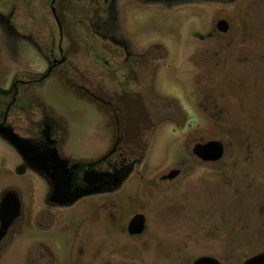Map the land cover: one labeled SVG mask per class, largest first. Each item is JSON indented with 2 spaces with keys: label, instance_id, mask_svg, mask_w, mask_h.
Wrapping results in <instances>:
<instances>
[{
  "label": "flooded vegetation",
  "instance_id": "1",
  "mask_svg": "<svg viewBox=\"0 0 264 264\" xmlns=\"http://www.w3.org/2000/svg\"><path fill=\"white\" fill-rule=\"evenodd\" d=\"M122 1L0 0V37L4 55L0 60L3 69L0 76V128H9L28 140L40 156L54 150L58 158L66 162L65 168L57 172L63 178H70L68 190L71 193L89 188L87 175L90 173L100 175L95 182L96 193L82 195L69 204L60 205L50 201L52 181L21 159V173L28 171L45 182L44 201L47 206L57 208L58 218L60 210H67L80 201L88 202V207L98 214L92 226L85 220L76 227L66 226L70 242L67 254L61 258L60 253L47 243L49 233L46 230L33 232L23 229L29 215L17 190L4 187L0 190V259L16 238L34 234L36 240L30 241L22 264H193L199 258H211L218 264H244L264 254V197L251 186L252 181L264 184V147L246 149L253 155L252 161H231L232 155L238 152L235 148H232L231 156H227L224 143L204 140L201 135L198 139L191 138L192 134H202L203 130L193 131L185 139L187 161H180L160 172L152 183L139 181L136 184L138 188L154 187L153 199L158 201L159 208L165 210V215L171 214V223L157 219L154 223L156 234L150 235L151 226L144 211L138 210L123 219V206L114 195L122 190L132 175L138 174L136 166L143 158L142 143L148 131L146 124L154 119L165 121L167 113H170L179 125L183 112L170 101L152 96L150 77L153 72L148 65L153 66L155 60L163 56V51L159 46L140 52L132 49L120 32L119 4ZM205 1L219 3L220 0ZM240 1L222 0L224 8L228 7L230 18L218 17V8L213 12L211 28L206 34L209 41H217L232 31V9ZM141 2H158L171 7L193 0ZM249 4L242 10L245 18L248 17ZM77 11L81 13L78 15ZM220 22H225V32L219 30ZM257 24L260 26L258 22L245 26L253 29ZM12 44L18 51L28 50L34 54L42 63V69L34 73H11L7 62ZM209 47L205 48V64L200 68L202 73L207 69V74L215 76V70L221 67L214 59L219 51ZM258 52H247L244 66L264 65L261 60L264 53ZM223 57L235 58V55ZM229 62L236 61L230 59L217 64L222 63L224 67ZM203 78L204 73L199 81ZM54 79L61 81L78 99L95 106L105 118L106 148L98 158H76L66 153L64 120L41 94L43 84ZM209 82L214 84L213 88H198L196 111L207 121H212L218 114V106H226V103L224 93L216 90L214 79L210 78ZM217 96L223 99L219 100ZM123 97L128 98V104L121 103ZM248 134L264 136V132L256 136ZM137 141L142 142L141 146H137ZM211 141H217L223 147L218 160L204 161L194 154L196 145ZM250 165H259L262 171L248 169ZM205 173L216 179L212 194L218 202L208 219L201 208H196L200 201L191 183L193 176L202 178ZM239 179L243 182L242 189L236 184ZM173 192L179 194L174 199ZM172 212H180L181 216L172 215ZM61 216L65 218L64 213ZM56 217L47 210H40L33 218L36 222L52 220L54 223ZM137 217L140 218L138 221L135 220ZM139 221L141 224L138 226ZM167 240L177 241L179 246H166ZM129 247L136 248L142 257L121 255L119 251ZM188 247L213 250L206 254L188 255L187 258L185 253L173 257L175 251Z\"/></svg>",
  "mask_w": 264,
  "mask_h": 264
},
{
  "label": "rangeland",
  "instance_id": "2",
  "mask_svg": "<svg viewBox=\"0 0 264 264\" xmlns=\"http://www.w3.org/2000/svg\"><path fill=\"white\" fill-rule=\"evenodd\" d=\"M248 2H250L246 12L248 17L245 18L242 10ZM222 4V0L219 3L193 0L188 4H176L171 7L141 0H123L119 4L120 32L132 49L140 52L151 46L162 48L163 56L156 59L153 66L148 65L153 72L150 77L152 96L170 101L183 112L179 125L175 123L170 113H167L165 121L154 119L146 124L147 136L145 141L141 142L144 146L143 158L136 166L138 174L132 175L122 190L115 192L114 195L123 206V219L138 210L146 213L151 226L150 235L156 234L157 227L154 226L156 220L171 223V214L165 215V210L159 208L158 201L153 199L155 194L153 186L148 189L138 188L136 184L139 181L152 183L160 172L180 161H187L185 139L191 132L203 130L202 134H192V139H198L201 135L204 140H218L224 143L227 147V156H231L232 148H235L238 152L232 155L231 161H252L253 155L246 149L264 147V136L254 137L248 134L256 136L264 132V65L244 66L243 62L247 52L264 53V0L247 2L241 0L232 9L233 20L230 21L232 31L230 30L228 35L220 36L217 41H209L206 34L211 28L213 12L218 8V17L230 18L228 7L224 8ZM80 13L77 11L78 15ZM252 22H258L260 26L254 25L253 29L245 26ZM2 42L1 36V61L4 59ZM13 44L7 62L11 73L15 71L34 73L42 69V63L34 54L28 50L18 51ZM208 45L211 46L209 49L219 51L218 57L214 59L216 65L221 67L215 70V76L207 74V69H203L204 78L199 81L203 76L200 66L205 64L203 54ZM233 54L235 58L223 57ZM230 59L236 62L226 63L227 66L224 67L223 62L217 64ZM261 60L264 62V57ZM2 75L3 69L0 67V76ZM210 78L214 79L216 90L224 93L226 106L220 104L217 108L218 114L212 121H207L196 111V104L198 88L214 87V84L209 82ZM41 94L64 120L67 130L66 153L76 158H98L105 151L107 137L106 120L101 112L91 103L78 99L61 81L55 79L43 84ZM217 97L219 100L223 99L222 96ZM121 103L128 104V98L123 97ZM141 143L137 141L136 144L141 146ZM22 168L20 156L9 144L0 139V190L4 187L17 190L29 215L23 229L33 232L46 230L49 233L46 237L47 243L55 252L58 251L62 258L67 254L70 242L66 226L76 227L84 220L87 225L92 226L98 213L88 207V202L80 201L67 210H60L58 218L57 208L47 206L44 201L45 182L28 171L21 173ZM251 168L262 171L259 165H250L248 169ZM191 180L200 201L196 208H201L208 219L218 203L212 194L215 191L216 179L213 175L205 173L202 178L197 175ZM236 184L242 189L243 182L240 179ZM251 184L253 190L260 192L264 197V184L255 181ZM178 195L173 192L172 198ZM40 210L55 214L57 216L55 222L52 220L36 222L33 217L36 211ZM63 213L65 218L61 216ZM175 214L181 213L172 212V215ZM31 240H36L35 234L16 238L11 248L0 259V264H22ZM165 244L171 245L172 248L179 246L177 241L173 240H167ZM212 250L213 248L209 250L188 247L175 251L173 257L183 256L185 253L187 258L188 255L206 254ZM119 252L129 258L142 257L139 251L132 247L121 249ZM59 263L63 262L59 260Z\"/></svg>",
  "mask_w": 264,
  "mask_h": 264
},
{
  "label": "water",
  "instance_id": "3",
  "mask_svg": "<svg viewBox=\"0 0 264 264\" xmlns=\"http://www.w3.org/2000/svg\"><path fill=\"white\" fill-rule=\"evenodd\" d=\"M218 28L221 32L226 31L225 22H220ZM0 138H2L7 144H9L20 158L28 163L36 171H41L52 181L53 192L50 197V201L60 205L69 204L76 200L78 197L87 194L96 193L98 190L95 188V182L100 178V175L91 173L87 175L89 188L73 191L69 189V177L63 178L60 176L58 169L63 170L66 166V162L61 160L56 155L55 151L43 153L41 156L37 151V148L32 145L28 140L21 138L15 134L9 128H0ZM222 145L217 141H211L204 145H196L193 152L202 160H218L222 155ZM63 178V179H62ZM139 217L135 218L138 221ZM141 221L138 222V226ZM193 264H218L211 258H199ZM244 264H264V254L257 256Z\"/></svg>",
  "mask_w": 264,
  "mask_h": 264
}]
</instances>
